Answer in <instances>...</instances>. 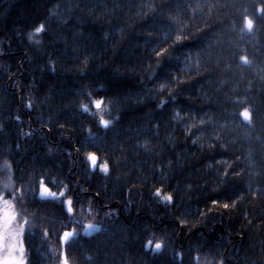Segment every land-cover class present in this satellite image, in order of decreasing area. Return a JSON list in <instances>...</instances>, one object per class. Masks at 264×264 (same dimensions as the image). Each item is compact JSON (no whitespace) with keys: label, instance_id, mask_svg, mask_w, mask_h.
Returning <instances> with one entry per match:
<instances>
[{"label":"trees","instance_id":"1","mask_svg":"<svg viewBox=\"0 0 264 264\" xmlns=\"http://www.w3.org/2000/svg\"><path fill=\"white\" fill-rule=\"evenodd\" d=\"M261 6L0 0V190H22L17 211L34 225L27 264H62L61 253L68 264H264ZM177 35L187 39L173 45ZM157 45L172 53L159 66ZM243 103L253 111L246 125L233 116ZM89 152L109 164L106 176L89 169ZM42 179L64 195L38 196ZM157 187L174 204L153 197ZM87 222L100 227L61 245Z\"/></svg>","mask_w":264,"mask_h":264},{"label":"snow or ice","instance_id":"2","mask_svg":"<svg viewBox=\"0 0 264 264\" xmlns=\"http://www.w3.org/2000/svg\"><path fill=\"white\" fill-rule=\"evenodd\" d=\"M256 12L260 13V23L264 24V0H262V6L260 8H257L255 10ZM254 24L253 20L249 19L247 16L244 18V29H247L249 31L253 30ZM44 25H40L35 28V33H41L44 31ZM33 34L29 33V39H32ZM171 38V37H169ZM183 39H187V37H181L177 35L173 41V45L178 44L182 42ZM166 42V41H165ZM36 43H39V41H36ZM168 49L161 48L160 50L155 52V56L157 57V66H159L160 60L163 56L168 54ZM241 60L244 63H248L247 59L245 57H241ZM48 67L51 70H55L52 65H48ZM152 71H155L153 69ZM163 87V85H161ZM80 91H85L84 89H81ZM85 94H87L85 92ZM161 104L164 103L163 100L160 101ZM93 104L95 108L100 109L101 108V101L96 100L93 101ZM27 108H31V103H28L25 105ZM82 108L87 111V106L81 105ZM240 116L244 118L246 121H250V112L247 108H245L241 113ZM17 120H19V117H16ZM100 124L103 125L105 128L109 127V121L104 120L103 118L100 119ZM63 127V126H61ZM31 133H29L30 135ZM69 156L71 153L68 154ZM87 161L89 162V165L92 168H95L98 163L97 156L89 152L87 154ZM6 170H10L8 162H4L3 166ZM99 171L101 173H104L105 176L109 173L110 167L107 162L99 165ZM227 173H225V176ZM12 188L10 183H6L3 185L2 190H0V264H27L26 259V246H25V229L27 226L28 231H31L34 227V225L30 224L27 219H21V213L17 211V205L20 206L21 209H23V195H16L17 192H22L20 189H16L14 191H11ZM35 194L36 189L32 190ZM39 195L41 197H52V198H58L57 194L52 192L50 189L44 186V180L42 179L39 182ZM64 192H60V196H63ZM96 196H100V192L96 193ZM152 196L155 198H159L161 202H167L168 204H174L175 199L172 193H164L162 194V189L157 187L155 188L154 192L152 193ZM15 201V203H14ZM64 204L67 205V212L69 214H72L74 211L73 208V199L69 198L68 200L64 201ZM213 205H217L218 201L213 200ZM232 204L235 205V200L232 201ZM223 209H229L230 204L225 202L219 205ZM181 225L185 223V221H180ZM85 228H91V224L84 225ZM44 236L48 235V231L45 230L43 232ZM73 236V232L70 231H64L59 236V242L63 245L65 242ZM152 244L151 241H148L145 245V248L150 246ZM164 247L163 243L161 241H157L154 244V249L159 251ZM178 255H180L178 253ZM62 256V264H68V261L66 258V253H61ZM217 264H225L224 260H220L217 262Z\"/></svg>","mask_w":264,"mask_h":264},{"label":"bare ground","instance_id":"3","mask_svg":"<svg viewBox=\"0 0 264 264\" xmlns=\"http://www.w3.org/2000/svg\"><path fill=\"white\" fill-rule=\"evenodd\" d=\"M171 47V46H170ZM162 47L160 46V45H157V47H155L152 51L154 52V55H155V50L156 49H158V50H160ZM157 50V51H158ZM169 50V49H168ZM171 52H170V50L168 51V54H167V56L168 57H170L171 56ZM166 56V55H165ZM179 57H180V59H182V60H189V58L186 56V55H184V54H182V53H179ZM155 58L157 59V57L155 56ZM239 59H241V57L239 58ZM191 60H195V57H192V59ZM199 68H200V64H199ZM240 70H244L243 68L242 69H240ZM191 71H194V69L193 70H191ZM133 74V76H136L137 74H135V73H132ZM99 89L100 90H102V91H105V88H103V87H99ZM72 92V91H71ZM70 92V93H71ZM245 108H247L248 110H249V112H250V118H251V116L253 115V111H252V109H251V107L250 106H248V105H245V103H243L242 105H240V107L238 108V110L236 111V113L233 115L234 117H235V119L237 120V121H239V122H241L242 124H244V125H246V123H247V121L246 120H244V118L242 117V116H240V113L245 109ZM86 120L87 121H89V119L88 118H86ZM230 159H228V161H229ZM98 162H100L99 160H98ZM89 169L91 170V171H95L96 169L97 170H99V168L98 167H95V168H92L90 165H89ZM55 191V190H54ZM58 192H61V191H58ZM37 193V192H36ZM39 196V195H38ZM41 197V196H40ZM85 225V224H84ZM83 225V226H84ZM82 226V227H83ZM81 227V228H82ZM99 229V227L95 230V231H97ZM95 231H93V232H95ZM92 232V233H93ZM147 244V243H146ZM62 245V244H61ZM64 245V244H63ZM147 248H151L152 250H155L154 249V244L152 243L150 246H148Z\"/></svg>","mask_w":264,"mask_h":264},{"label":"rangeland","instance_id":"4","mask_svg":"<svg viewBox=\"0 0 264 264\" xmlns=\"http://www.w3.org/2000/svg\"><path fill=\"white\" fill-rule=\"evenodd\" d=\"M105 163V162H103ZM103 163H97V166L99 168V165L100 164H103ZM45 187H47L48 189H50L47 185L44 184ZM51 190V189H50ZM52 192L56 193L57 194V197H60V192L58 191H54V190H51ZM37 194L39 195V187L37 189ZM40 196V195H39ZM69 198L68 197H64L63 201H66L68 200ZM66 209H67V205H65ZM87 224H91L92 227L91 228H85L84 226L82 228H80L79 230H65V231H70V232H73V235L76 234L77 232H80L82 234H90L92 233L93 231H95L98 227H100V225L98 223H95V222H87L85 225ZM63 259V258H62Z\"/></svg>","mask_w":264,"mask_h":264},{"label":"clouds","instance_id":"5","mask_svg":"<svg viewBox=\"0 0 264 264\" xmlns=\"http://www.w3.org/2000/svg\"><path fill=\"white\" fill-rule=\"evenodd\" d=\"M209 264H211V262H209Z\"/></svg>","mask_w":264,"mask_h":264}]
</instances>
